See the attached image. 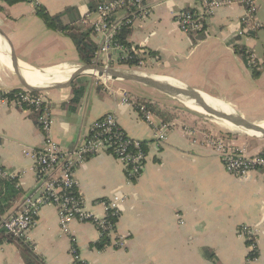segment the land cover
<instances>
[{"label":"crops","instance_id":"crops-1","mask_svg":"<svg viewBox=\"0 0 264 264\" xmlns=\"http://www.w3.org/2000/svg\"><path fill=\"white\" fill-rule=\"evenodd\" d=\"M101 1L38 3L51 15L64 13V24L91 31L90 39L99 47L102 35L94 24L99 20L97 6ZM198 5V0H152L150 14L132 24L128 42L144 58L145 71L196 89L246 118L264 115V67H252L248 53L244 57L236 51L237 45L244 46L264 61V27L254 35L241 34L244 8L234 1L215 11L203 33H184L175 21V13ZM36 6L27 0H0V89L4 91L24 88L20 77L31 87L63 81L84 64L72 38L49 28L37 15ZM258 6L259 11L262 7ZM258 11L257 21L263 23ZM125 14L120 11L115 18ZM95 64L125 67L117 63L115 52L96 54ZM254 71L259 75L255 76ZM91 73L80 75L87 86L75 111L66 106L72 98V83L44 92L53 108V138L71 150L85 140L96 120L114 113L129 136L145 141L147 159L142 174L133 181L109 152L82 163L76 177L87 210L102 217V200L114 195L126 198L115 235L105 248L98 249L94 243L101 234L94 223L73 221L70 233H65L58 210L46 204L27 236L42 264H73L72 239L89 264H264V172L254 171L247 178L230 174L213 149L193 142L185 123H174L166 143L158 146L154 128L133 106L122 102V92L142 97L121 83L131 81L111 79L110 83V79ZM59 76L62 80L57 79ZM254 121L263 122L264 118ZM217 132L232 131L220 127ZM236 136L237 143L252 145V151L264 146V139ZM43 139L34 114L0 107V167L16 175L23 191L4 218L20 210L22 200L41 185L34 161L25 150L40 148ZM243 225L254 232L259 249L255 259L248 258L251 247L238 232ZM120 236L127 237V244L115 247L112 240ZM205 249L215 253V260L206 257ZM0 264H26L18 243L0 244Z\"/></svg>","mask_w":264,"mask_h":264},{"label":"built area","instance_id":"built-area-1","mask_svg":"<svg viewBox=\"0 0 264 264\" xmlns=\"http://www.w3.org/2000/svg\"><path fill=\"white\" fill-rule=\"evenodd\" d=\"M27 1L35 5L39 4V0ZM198 1L197 8H184L175 13V21L184 33L195 35L204 30L208 20L218 8L234 1L244 8L241 34L255 32L262 25L257 21V0ZM151 3L152 0H102L97 6L99 20L94 24L96 32L102 35L97 56L115 52L117 57L118 53L127 51L117 39L120 27L122 24L132 25L137 19L147 17L151 11ZM120 11L126 14L120 19L115 18L116 13ZM132 49L138 54L136 49ZM247 53L252 67L256 69L264 67V61L259 60L248 50ZM124 57H129L127 52ZM11 93L0 89V107L18 108L34 114L43 133V145L40 148L25 150L26 155L34 161L35 172L41 185L37 191L22 200L20 210L3 219L1 227L12 237L27 239L29 231L36 224L40 209L46 204H51L59 212L63 232L70 233V224L73 221L92 222L98 227L101 236L113 237L116 230V222L113 218L119 216L125 196L114 195L102 200L104 215L96 216L85 206L79 190L76 170L90 157L109 152L122 163L127 178L133 181L142 174L147 159L145 141L129 136L119 125L117 116L114 113H107L91 125L87 137L79 146L71 150L64 149L51 134L54 122L53 108L46 94L33 93L25 88H20V91L13 95ZM121 96L123 103L133 106L154 128L155 143L158 146L165 144L174 123L164 120L156 123L152 119L156 114L148 107L149 104H153L152 102L143 101L126 92H122ZM186 132L194 143L213 149L230 174L238 178H247L254 171L264 172V146L252 151L249 145L237 143L235 135L228 132L209 131L198 134L192 127H188ZM0 176L16 178L15 174L1 167ZM238 232L247 240L253 241L249 244L251 250L257 248L254 232L250 226L243 225ZM112 244L115 247H124L127 244V237L114 238ZM71 257L73 264H89L82 258L74 239H72Z\"/></svg>","mask_w":264,"mask_h":264},{"label":"trees","instance_id":"trees-1","mask_svg":"<svg viewBox=\"0 0 264 264\" xmlns=\"http://www.w3.org/2000/svg\"><path fill=\"white\" fill-rule=\"evenodd\" d=\"M19 0H10V3L17 2ZM69 10V9H67ZM36 13L38 16H40L45 24L56 31H61L63 33H66L68 36H70L75 43L79 59L84 64H95V58H96V52L98 50L97 44H95L90 39V33L91 31H83L82 28L74 25V24H64L62 22V16L64 13L57 14V15H51L44 6L38 4L36 6ZM264 27V23H262L261 27L258 29H261ZM206 29V27H205ZM204 29V30H205ZM204 30H201L200 33L204 32ZM132 31V25L131 24H122L119 30V33L117 35L118 41L127 48V51L120 52L117 54L116 61L120 65L128 66V67H139L143 63L144 58L141 57L138 54L134 53V50L132 49L131 43L128 42V37ZM252 35L255 34V32L251 33ZM204 34H201L200 37L202 38ZM236 51L240 54H242L244 57H246L245 53H247V48L241 45L236 46ZM127 52V55H129L128 58L124 57L125 53ZM153 54V53H151ZM101 64V63H98ZM254 75L258 76L259 72L254 71ZM86 83L85 78L83 76H78L75 78V80L71 84L72 89V98L67 103V107L75 111L78 109L79 104L84 96L85 89H86ZM20 91L19 89H14L11 92V95L14 93H17ZM148 107L156 114L158 115L160 112L158 109H156V106H153V104H149ZM160 115V114H159ZM158 115V116H159ZM145 144V143H144ZM146 149V145H145ZM2 168V167H1ZM23 196V191L21 190L18 182V178H4L0 176V244L4 241L8 242H16L18 243L23 258L25 260L26 264H42V259L34 253V247L33 245L24 238H15L11 235L7 234L5 229L1 227L2 221L4 219V216L6 215L7 211L10 209V207L13 205V203L17 200H19ZM115 222L118 220V216L113 218ZM111 241V237L108 235H103L100 237L99 241L94 243V246L98 249L105 248ZM253 242L252 240H248V245ZM205 255L207 258L215 260V253L209 249H205ZM259 256V249L254 248L252 249L249 254V259H254Z\"/></svg>","mask_w":264,"mask_h":264},{"label":"water","instance_id":"water-1","mask_svg":"<svg viewBox=\"0 0 264 264\" xmlns=\"http://www.w3.org/2000/svg\"><path fill=\"white\" fill-rule=\"evenodd\" d=\"M15 57L13 59V62H14V66L16 67L17 60ZM92 71L97 72V75L100 78L136 81L148 85L152 88L162 90L168 95L178 97L183 100L185 99L188 101H193L195 105L203 109V111L207 115L214 117L220 121L229 122L233 124L237 129L243 131H253V132L261 133L262 137H264V127L261 123L250 121L236 112L228 113L217 109L216 107L210 105L201 95V92L196 89L173 84L168 81H163L157 76L137 72L135 70H131L129 68H125L121 66L116 67V66H106V65H96V64H83L67 79H64L63 81H59V82L56 81L54 83H51L43 87H31L27 84L25 78L23 77H20V81L22 87H24L26 90L33 93H39V92H46L55 88H60L63 85H70L76 77Z\"/></svg>","mask_w":264,"mask_h":264},{"label":"rangeland","instance_id":"rangeland-1","mask_svg":"<svg viewBox=\"0 0 264 264\" xmlns=\"http://www.w3.org/2000/svg\"><path fill=\"white\" fill-rule=\"evenodd\" d=\"M259 4L261 5L262 8L259 9V11L257 10L258 15L263 18V23H264V0H259L258 5ZM125 68H129L137 72L148 74L145 71L147 68L144 67L143 65L139 67H128V66L126 67L125 66ZM91 74L97 78H100L97 74H94V73H91ZM100 79H105V78H100ZM110 83H111V79H110ZM121 83H123V85H125L126 88L132 93L142 96L140 98L141 100L152 102L153 106H156V109H158L160 112L159 113L160 115L158 114L159 117L164 121L171 122V123L178 122V123L188 124L189 127L194 128L195 132H197L198 134L202 132H209V131L217 132V129H219L220 127H223L224 129L231 130L232 131L231 133H233L234 135L236 134L238 136H242V138L245 137L248 140L256 141L258 139H264V138H260V136L251 135L250 133H247L246 131L244 132L243 130H242L243 132H240L236 129L226 128L222 126L220 120L214 117H211L207 115L206 113L201 114V112L200 113L197 112V110L190 108L186 104V101H184L183 99L168 95L162 90L152 88L148 85H145L143 83L136 82V81L121 82ZM158 115H153L152 119L155 121H159V118L157 117ZM242 116L245 117L244 115ZM247 118L250 121L261 123V121H254V120L259 119V118H264V115H254V116L247 115ZM236 135L235 137L237 138ZM251 146L252 145L249 144V147Z\"/></svg>","mask_w":264,"mask_h":264},{"label":"bare ground","instance_id":"bare-ground-1","mask_svg":"<svg viewBox=\"0 0 264 264\" xmlns=\"http://www.w3.org/2000/svg\"><path fill=\"white\" fill-rule=\"evenodd\" d=\"M35 73H40L39 71H34ZM93 72V71H92ZM55 73V72H54ZM95 74H97V72H93ZM57 74V73H56ZM39 75H43L42 73H40ZM35 76H38V75H35ZM40 80H43L44 79V76L42 77H38ZM160 78L161 80L163 81H168V82H171L173 84H177L175 81L169 79V78H165V77H158ZM58 80H62L60 79V76L57 77ZM64 79V77H63ZM178 85V84H177ZM201 95L205 98V100L212 106L216 107L217 109L219 110H222V111H225V112H228V113H232L234 112V110H231L229 109L228 107H226L224 104H222L221 102H219L217 99L215 98H212L206 94H203L201 93ZM185 100V99H184ZM186 101V104L192 108V109H195L197 110L198 112H201V113H204L205 112L203 111V109H201L200 107L196 106L195 103L193 101H188V100H185ZM221 124L224 126V127H227V128H232V129H237L233 124L229 123V122H225V121H221ZM261 124L263 125L264 127V122H261ZM247 133H250L251 135H255V136H262L261 133H258V132H253V131H246Z\"/></svg>","mask_w":264,"mask_h":264}]
</instances>
